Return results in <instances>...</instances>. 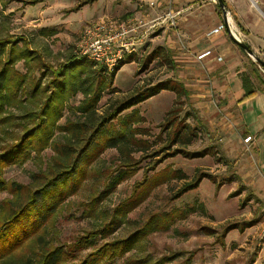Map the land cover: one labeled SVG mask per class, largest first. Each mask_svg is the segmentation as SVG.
I'll use <instances>...</instances> for the list:
<instances>
[{
    "label": "rangeland",
    "instance_id": "rangeland-1",
    "mask_svg": "<svg viewBox=\"0 0 264 264\" xmlns=\"http://www.w3.org/2000/svg\"><path fill=\"white\" fill-rule=\"evenodd\" d=\"M151 1L97 0L86 5L87 0H40L36 4L35 0H0V40L16 41L19 49L27 47L36 51L47 67L38 70H59L78 54L87 28L101 23L120 24L145 18V25L138 33L142 37L152 25V18H160L169 9L176 11L178 7L176 0H165L156 8L148 5ZM154 24L145 35L148 37H143L142 44L135 43L123 49L122 60L112 68L106 67V74L119 69L108 88L102 90L95 114L89 120L88 115H80L76 108L84 99L80 90L94 83L92 71L96 66L89 67L81 75L80 81L73 86L76 93L65 98L63 117L58 123L60 126L66 120L96 123L111 106L127 100L139 90L169 79L180 82L179 50L167 47V35L159 28L164 24L160 20ZM233 27L236 28L234 23ZM166 34L170 36L168 30ZM171 38L177 40L176 36ZM157 49L162 50L161 56L144 68L146 56ZM129 57H133V61H129ZM89 61L85 62V66ZM15 68L21 74L26 72L22 62L17 63ZM37 69L32 73L35 79L39 77ZM261 69L258 70L264 78ZM48 78L46 76L42 84H46ZM189 94L193 93L188 92L185 104L181 105L175 104L177 99L172 92L161 91L134 109L124 111L109 124L115 136L118 137L121 131L126 132V136H133L130 145L123 150L121 145L106 148L87 166L85 177L79 182L76 192L57 207L46 224L44 238L49 244L65 245L109 219L115 221V230L107 241L126 238L146 221L152 220L155 230L141 241V245H138L141 247L116 259L113 264H128L129 258L137 260L139 264H148L149 261L166 257L172 258L168 264H183L187 257L190 258L188 264H264V188L255 187L260 175L251 143L247 145V150L239 129L232 128L233 122L230 126L223 119L212 120L215 114L196 109ZM23 100V108L10 109L14 117L37 108V102L31 103L24 97ZM175 108L181 110L179 120H183L186 112L192 114L185 124L196 128L197 137L189 145L172 146L168 141L169 130L163 131L160 127L167 112ZM193 109L196 116L191 112ZM132 110L144 121L131 124L126 131L121 121L132 114ZM220 121L222 123L218 124ZM133 128L137 132L131 134ZM12 130L16 134L21 132L19 128L13 129L11 123L0 127V149L13 141V135L9 133ZM62 136L54 131L52 140L62 142ZM133 140L135 143L147 142L149 149L142 152L140 149L143 147L134 144ZM208 148L214 151V155L197 158H186L181 154L170 156L176 149L201 153ZM128 155L130 160L127 159ZM53 156L51 147L38 155L30 152L29 159L23 164L5 167L1 178L21 188H35V176L49 169ZM127 162L133 165L129 169L125 164ZM130 171L133 172L130 174ZM198 175L205 177L195 189L181 195L180 191L192 184ZM120 178L122 181L115 187L113 183ZM131 196L135 202L139 199L136 207L127 214L119 215L117 208L124 207ZM10 198L8 192L0 193V208L1 201ZM93 199L97 200L95 207L90 206ZM180 212L184 216L180 217ZM252 220L254 225L240 228ZM2 221L0 216V223ZM233 224L237 229L224 231L226 226ZM206 229L212 234H207ZM101 242L96 239L92 245L95 247ZM36 243L35 240H28L20 253L37 251ZM91 249H85L82 256Z\"/></svg>",
    "mask_w": 264,
    "mask_h": 264
},
{
    "label": "trees",
    "instance_id": "trees-1",
    "mask_svg": "<svg viewBox=\"0 0 264 264\" xmlns=\"http://www.w3.org/2000/svg\"><path fill=\"white\" fill-rule=\"evenodd\" d=\"M95 1L97 0H87L84 4H92ZM38 2L40 0H35L34 3ZM28 3L32 4L33 2ZM216 7L218 8L217 5ZM19 41L22 42L23 39H19ZM161 52V49H157L147 55L143 67H147L148 63L159 58ZM74 57L69 59L59 70L49 68L48 72L47 70L43 72L41 70L47 67L42 63L41 57L36 51L27 47L19 49L16 41L0 40V127L11 123L13 129H21L20 134L14 133V130L9 132L13 135V141L8 145H3L0 149V193L8 192L11 195L10 199L1 201L0 216L3 221L0 223V264H113L116 259L123 258L131 250L137 249L138 245H141V241L148 236L147 234L155 230L153 221L150 220L126 238L107 241L115 230V221L109 219L107 222L100 223L99 227L83 232L65 245H52L44 238L49 218L67 197L76 192L79 182L85 177L87 166L106 148L121 145L123 150L129 147L133 136H126V132L122 131L118 137L115 136L114 131H111L112 127L109 128L112 121L124 111L134 109L161 91L172 92L177 99L175 104L181 103V105L185 104L184 101L188 95L181 82L169 79L139 90L127 100L111 106L96 123L92 121L74 123L66 120L60 126L58 123L63 117L65 98L76 93L73 86L76 81H80L81 75L89 67L96 66L92 71L94 83L91 82L80 90L84 99L76 108V112L80 115H88V120L95 114L102 90L104 87L108 88L119 69L118 67L106 74L104 72L107 69L101 68L91 61L85 66V62L88 60ZM128 59L133 61V57ZM19 62H22L26 67L24 74L15 68ZM37 68H41V70ZM35 69L39 71L38 79H35L32 74ZM76 69H78L77 72ZM46 76L49 77V80L46 84H42ZM89 78L90 76L87 79ZM253 94V90H248L244 98ZM23 97L31 103L37 102V108L14 117L10 109L23 108ZM182 98L184 100L180 102L179 100ZM132 111L134 112L121 121V126L126 131L131 124L144 121V118L135 113V110ZM180 111L178 108L169 110L164 123L160 126L163 131L169 130L168 141L172 146L176 144L189 145L197 137L196 128L185 124L192 114L186 112L183 120H179ZM191 112L195 115L194 109ZM106 127L108 128L106 129ZM54 131L63 135L62 142L52 140ZM130 132L133 134L137 130L133 128ZM132 142L142 146L143 149H140L142 152L149 149L147 142L135 143V140ZM48 147H51L54 153L53 164L47 171L37 173L34 180L35 188L26 186L21 188L1 178V172L5 167L17 163L23 164L29 159L30 152L38 155ZM178 154L186 158H197L208 154L214 155V151L208 148L201 153H188L176 149L170 156L174 157ZM127 159L130 160L129 155ZM125 164L128 169L133 166L128 162ZM132 172L130 171V174ZM204 177L198 175L192 184L186 185L180 191L181 195L195 189ZM121 181L120 178L113 185L116 187ZM96 201L93 199L90 206L95 207ZM136 201L138 202L139 199ZM137 202L131 196L125 206L117 208L116 211H119V215L127 214L136 207ZM179 216H184L183 212H180ZM253 223L252 220L242 224L240 228L245 225L250 227L254 225ZM232 229H237V226L235 224L228 225L224 231L228 232ZM208 231L210 230L206 229L207 234H212ZM39 232L40 234L36 237ZM30 239L37 241V251L32 250L27 254L20 253L24 243ZM96 239L102 242L93 247L92 243ZM90 247L92 249L82 256V252ZM171 261L172 258L166 257L153 262L149 261L148 264H168ZM189 262L190 258L187 257L183 264ZM127 263L139 264L133 258H129ZM141 264H146V262H141Z\"/></svg>",
    "mask_w": 264,
    "mask_h": 264
},
{
    "label": "crops",
    "instance_id": "crops-1",
    "mask_svg": "<svg viewBox=\"0 0 264 264\" xmlns=\"http://www.w3.org/2000/svg\"><path fill=\"white\" fill-rule=\"evenodd\" d=\"M152 1L156 8L165 0ZM223 1L230 25L235 24L238 30L233 29L243 43L264 61V0ZM176 3V11L180 12L176 29L159 28L167 35V47L179 50L180 82L187 92L193 93L189 97L196 109L214 113L212 120L223 119L230 126L233 122L232 128L239 129L242 139L252 137L250 148L260 175L255 187L264 188V78L247 54L232 42L226 29L211 33L224 25L223 14L213 0H176ZM177 34L179 40L171 38ZM206 50L211 54L198 61L196 57ZM248 90L254 94L244 98Z\"/></svg>",
    "mask_w": 264,
    "mask_h": 264
},
{
    "label": "built area",
    "instance_id": "built-area-1",
    "mask_svg": "<svg viewBox=\"0 0 264 264\" xmlns=\"http://www.w3.org/2000/svg\"><path fill=\"white\" fill-rule=\"evenodd\" d=\"M215 2V1H214ZM154 1H151L148 5L154 7ZM180 15L179 11H174L169 9L165 14L157 18L152 22V25L144 32L142 37L138 36L139 30L144 27L145 19H132L125 23H101L97 26L87 28L82 36L81 45L79 52L76 55L79 59H88L101 67L105 66V69L112 68L115 63L122 60L123 49H128L129 46L135 45V43H143V37L146 33L155 26V22L160 20L161 24L168 29H176L178 17ZM234 36L240 40V35L230 25ZM224 29V25L217 26L211 33H216ZM149 35V33H148ZM148 36H145L147 38ZM177 40H179V35H176ZM130 53V52H127ZM211 54L210 50H206L199 54L196 59L198 61L209 56ZM220 60V58H217ZM107 67V68H106ZM259 67V66H258ZM260 68V67H259ZM261 69V68H260ZM263 72V69H261ZM252 142V137L247 136L243 139V144L247 150L249 149L248 144Z\"/></svg>",
    "mask_w": 264,
    "mask_h": 264
},
{
    "label": "water",
    "instance_id": "water-1",
    "mask_svg": "<svg viewBox=\"0 0 264 264\" xmlns=\"http://www.w3.org/2000/svg\"><path fill=\"white\" fill-rule=\"evenodd\" d=\"M218 8L220 9V11L223 14V19H224V29H226V31L228 32V34L230 35V39L232 40L233 43H235L238 47H240L246 54L247 56L253 61L255 62L260 68L264 69V61L261 60L256 54L253 53V51H251V49L245 44L243 43L241 40L237 39L230 27V23H229V17H228V13L227 10L225 8V3L223 0H215Z\"/></svg>",
    "mask_w": 264,
    "mask_h": 264
},
{
    "label": "bare ground",
    "instance_id": "bare-ground-1",
    "mask_svg": "<svg viewBox=\"0 0 264 264\" xmlns=\"http://www.w3.org/2000/svg\"><path fill=\"white\" fill-rule=\"evenodd\" d=\"M230 23V22H229Z\"/></svg>",
    "mask_w": 264,
    "mask_h": 264
}]
</instances>
